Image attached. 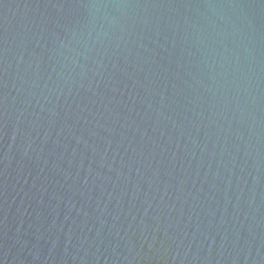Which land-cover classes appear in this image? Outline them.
I'll return each instance as SVG.
<instances>
[{
  "label": "water",
  "instance_id": "95a60500",
  "mask_svg": "<svg viewBox=\"0 0 264 264\" xmlns=\"http://www.w3.org/2000/svg\"><path fill=\"white\" fill-rule=\"evenodd\" d=\"M0 264H264V0H0Z\"/></svg>",
  "mask_w": 264,
  "mask_h": 264
}]
</instances>
